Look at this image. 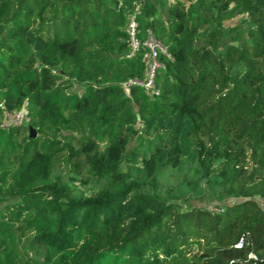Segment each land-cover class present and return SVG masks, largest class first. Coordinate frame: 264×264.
<instances>
[{
	"label": "trees",
	"instance_id": "16d2710c",
	"mask_svg": "<svg viewBox=\"0 0 264 264\" xmlns=\"http://www.w3.org/2000/svg\"><path fill=\"white\" fill-rule=\"evenodd\" d=\"M150 34L166 49L155 95L132 84ZM179 172L237 202L150 195ZM260 200L264 0H0V264H264Z\"/></svg>",
	"mask_w": 264,
	"mask_h": 264
},
{
	"label": "rangeland",
	"instance_id": "374dc122",
	"mask_svg": "<svg viewBox=\"0 0 264 264\" xmlns=\"http://www.w3.org/2000/svg\"><path fill=\"white\" fill-rule=\"evenodd\" d=\"M242 18V16L237 17L235 20L238 21ZM79 89V86L74 88V90ZM19 118L20 117H18L17 113L8 115L6 116L5 124L11 125L18 122ZM91 157H93V155ZM97 157L100 159L101 153H99ZM78 163H85L84 157ZM76 170H79L77 165ZM57 173L68 183L73 194L82 191L86 196H96L98 193V189L94 183L85 175H77L67 167L61 168ZM187 177L192 178L191 175H187L184 172L169 173L166 177L158 178L148 192L152 197H161L172 201L176 200L181 203L184 208L196 206L206 207L213 210L237 202V199L226 197L220 187L203 182L200 188L197 189L196 193L191 194V192H186L183 188V184H185V179ZM35 250V248L31 249L33 255H35Z\"/></svg>",
	"mask_w": 264,
	"mask_h": 264
},
{
	"label": "built area",
	"instance_id": "2783aa9c",
	"mask_svg": "<svg viewBox=\"0 0 264 264\" xmlns=\"http://www.w3.org/2000/svg\"><path fill=\"white\" fill-rule=\"evenodd\" d=\"M135 29H136L135 22L131 18L128 25V33L131 39L132 54L136 53V51L140 49V43L136 38ZM144 50H145L144 59L147 67L146 79L141 82L132 81V84L137 86H143L149 94L155 95L159 93L154 83L155 75L160 68L164 67L162 63L159 61V54L160 53L166 54V49L164 48V46L160 41H158L152 34H150L149 39L144 44ZM126 92L128 93L129 90L126 89ZM16 113L18 117H20L18 121L19 123L15 122L11 125H18L20 123H24L28 121L27 110L25 108ZM5 126H9V125L5 124ZM259 202L260 205L264 208V200H260ZM243 244H244V240L241 239L240 242L237 244V247L241 248ZM249 258L256 259V256L250 255Z\"/></svg>",
	"mask_w": 264,
	"mask_h": 264
},
{
	"label": "water",
	"instance_id": "95a60500",
	"mask_svg": "<svg viewBox=\"0 0 264 264\" xmlns=\"http://www.w3.org/2000/svg\"><path fill=\"white\" fill-rule=\"evenodd\" d=\"M29 134H30V138L32 139H36L38 136L37 131L32 127L29 128Z\"/></svg>",
	"mask_w": 264,
	"mask_h": 264
}]
</instances>
